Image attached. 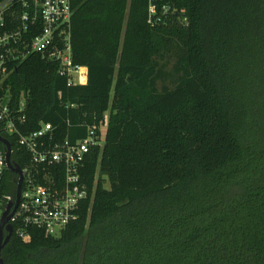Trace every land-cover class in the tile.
Wrapping results in <instances>:
<instances>
[{
	"label": "trees",
	"instance_id": "obj_1",
	"mask_svg": "<svg viewBox=\"0 0 264 264\" xmlns=\"http://www.w3.org/2000/svg\"><path fill=\"white\" fill-rule=\"evenodd\" d=\"M153 2L170 10L154 27L151 0H72L87 85L39 55L10 80L29 91L23 132L82 139L107 112L109 129L79 218L14 234L4 264H264V0Z\"/></svg>",
	"mask_w": 264,
	"mask_h": 264
},
{
	"label": "built area",
	"instance_id": "obj_2",
	"mask_svg": "<svg viewBox=\"0 0 264 264\" xmlns=\"http://www.w3.org/2000/svg\"><path fill=\"white\" fill-rule=\"evenodd\" d=\"M169 11L164 7L158 13L151 0L148 23L153 27L166 23ZM74 13L72 0H0V137L9 143L11 162L21 169L23 177L14 211L20 176L9 168V148L0 142V226L10 209L6 226L26 243L32 240L34 230L60 237L79 218L81 204L89 196V168L102 154L107 140L109 112L98 123L87 126L82 139L65 136L44 121L36 130H22L29 125V91L16 97L10 80L30 56L39 55L56 66L69 86H84L89 81L88 67L74 61ZM11 139L16 140L23 167L13 159ZM10 174L16 175L15 193L9 185ZM98 178L99 169L93 196ZM8 234L5 229V237Z\"/></svg>",
	"mask_w": 264,
	"mask_h": 264
},
{
	"label": "water",
	"instance_id": "obj_3",
	"mask_svg": "<svg viewBox=\"0 0 264 264\" xmlns=\"http://www.w3.org/2000/svg\"><path fill=\"white\" fill-rule=\"evenodd\" d=\"M0 142L5 144L9 148V153H8L9 168L11 169V171L13 173L20 176V180L18 182V189H17V204H16V207L14 209V211H15L17 206H18V203L20 200V195H21V186H22V182H23L22 172H21V169L17 165H13L11 162V159H10L11 153H10L9 143L7 141H5L2 137H0ZM9 211H10V209L4 214V217L2 219L1 226H0V264H4V261H3L2 256H1L2 250L10 242L12 235H13V228L11 226H6L7 222L9 221V218H10ZM5 229L9 233L6 237L4 235Z\"/></svg>",
	"mask_w": 264,
	"mask_h": 264
},
{
	"label": "rangeland",
	"instance_id": "obj_4",
	"mask_svg": "<svg viewBox=\"0 0 264 264\" xmlns=\"http://www.w3.org/2000/svg\"><path fill=\"white\" fill-rule=\"evenodd\" d=\"M181 22V21H180ZM107 187L109 188V184H107Z\"/></svg>",
	"mask_w": 264,
	"mask_h": 264
}]
</instances>
